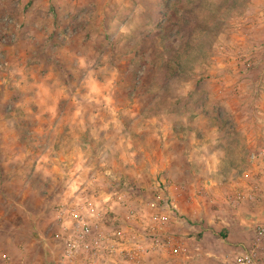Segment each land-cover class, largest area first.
Here are the masks:
<instances>
[{
	"label": "rangeland",
	"instance_id": "374dc122",
	"mask_svg": "<svg viewBox=\"0 0 264 264\" xmlns=\"http://www.w3.org/2000/svg\"><path fill=\"white\" fill-rule=\"evenodd\" d=\"M0 111L23 126L29 154L60 145L68 200L95 190L137 240L126 206L156 191L174 203L165 236L189 259L141 264H231L249 250L264 264V238L254 246L264 194L233 197L258 169L250 152L264 151V0H0ZM48 195L25 199L39 213L18 217L29 224L22 251L35 264H79L52 240L59 202Z\"/></svg>",
	"mask_w": 264,
	"mask_h": 264
},
{
	"label": "built area",
	"instance_id": "2783aa9c",
	"mask_svg": "<svg viewBox=\"0 0 264 264\" xmlns=\"http://www.w3.org/2000/svg\"><path fill=\"white\" fill-rule=\"evenodd\" d=\"M248 160L255 163L258 169L250 175L252 184L234 193L235 201H254L258 193L264 194V151L250 152ZM76 192L80 194L77 200L57 203L53 208L56 230L52 240L60 245L64 261L78 260L79 264H141L147 255L154 253L189 259L182 242L165 236L176 207L164 194L154 192L155 198H145L139 208L126 206V222L143 230L145 238L140 241L131 227L117 223V214H113L111 205L96 200L95 190H92L95 194L91 192L93 197L88 193L82 194L83 191L78 188ZM117 200L125 204L123 195H118ZM263 238L264 229H260L254 238L256 248ZM257 261L256 252L249 250L234 256L231 264H257Z\"/></svg>",
	"mask_w": 264,
	"mask_h": 264
},
{
	"label": "crops",
	"instance_id": "0c3cea01",
	"mask_svg": "<svg viewBox=\"0 0 264 264\" xmlns=\"http://www.w3.org/2000/svg\"><path fill=\"white\" fill-rule=\"evenodd\" d=\"M2 112L0 111V117H2ZM51 127L49 126V129ZM44 128L48 127L43 125L42 130ZM23 130L21 125L4 123V120L0 121V181L2 182L0 183V196L7 204L12 205L11 203L15 202V206L11 209L8 207L0 208V219L5 217V222L8 225L6 226V234L0 235V264L36 263L37 257L29 256L27 252L22 251L25 245L23 239L29 236L27 229L29 224H25L24 220H20L18 217L23 218L29 212L33 214L38 211L24 208L26 198L30 197L32 204L40 205L43 197L49 198L48 194L50 193L54 197V201L58 198L56 201L59 203L67 201L72 195L69 187L62 183L63 172L59 168L61 162L67 158H55V153H53L55 147L60 145L57 146L56 142L50 146L48 142L45 147L51 150L49 153H44L43 156L38 157L35 155L34 147V150L29 154L24 150V145L21 144L24 138ZM34 132L39 133L41 131L37 129ZM61 132L63 131L61 130L60 134ZM63 149H66L65 145ZM173 157L176 158L177 156L173 155ZM219 157L216 158L215 163L220 161ZM3 203L5 205L4 201ZM13 212L16 213L14 216ZM46 223H43L42 226H45ZM52 224L54 233L56 227L54 222Z\"/></svg>",
	"mask_w": 264,
	"mask_h": 264
},
{
	"label": "trees",
	"instance_id": "16d2710c",
	"mask_svg": "<svg viewBox=\"0 0 264 264\" xmlns=\"http://www.w3.org/2000/svg\"><path fill=\"white\" fill-rule=\"evenodd\" d=\"M163 1V0H161ZM165 3V1H164ZM193 9L191 8L190 10L188 9L186 12H184L186 14V16H182L183 14L181 13V19H182V22L185 23L186 25L188 24V22H192L194 20V13H193ZM163 12L159 11L158 12V15H159V19L161 18L160 15L162 14ZM160 21V20H159Z\"/></svg>",
	"mask_w": 264,
	"mask_h": 264
}]
</instances>
